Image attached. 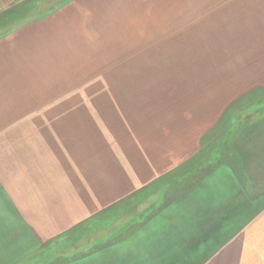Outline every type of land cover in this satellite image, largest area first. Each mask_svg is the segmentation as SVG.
I'll use <instances>...</instances> for the list:
<instances>
[{"label":"crops","instance_id":"1","mask_svg":"<svg viewBox=\"0 0 264 264\" xmlns=\"http://www.w3.org/2000/svg\"><path fill=\"white\" fill-rule=\"evenodd\" d=\"M25 6L0 33V264H264V0H0V15ZM132 195L139 215L111 230ZM78 226L96 234L84 253L36 259Z\"/></svg>","mask_w":264,"mask_h":264},{"label":"rangeland","instance_id":"2","mask_svg":"<svg viewBox=\"0 0 264 264\" xmlns=\"http://www.w3.org/2000/svg\"><path fill=\"white\" fill-rule=\"evenodd\" d=\"M34 12L37 13L39 11L35 10ZM1 17H3V19L0 20V23L5 22V21L9 22V21L15 20V19L19 18L20 16L16 14V11L11 10V11H7V12L3 13L2 15H0V18ZM10 17H12V18H10ZM19 24H17L16 26H18ZM16 26L13 27V30L15 29ZM3 27H0V30ZM10 27H11V24H9V26L6 30H8ZM1 32L2 31H0V33ZM132 62H136V58L125 59L123 64H124L126 70L129 67V64ZM128 69H130V68H128ZM133 76L134 75L129 74V73L120 74L117 76L118 77L117 79H118V82L120 83V85L125 84L124 95H126L125 97L127 99L128 98L132 99V97L129 94L130 92H132V88H130L129 85H131L130 83L133 82V78H132ZM115 78H116V76L113 77V80ZM134 80H136V75H135ZM83 85L79 84V86H83ZM83 87H85V85ZM98 90H99V94L100 93L104 94L105 92H107L106 90H104L103 88H100V87ZM122 90L123 89H121V91ZM108 92L109 93H107V95L109 96V98H114V96H112V94H110V91H108ZM122 109L124 110L123 105H121V106L120 105L119 106L114 105V106H109L107 112L115 114L116 112L122 111ZM111 119H113V118H110V120ZM112 124H116V122L110 121V125H112ZM218 133H219V131H216L215 134L212 133L209 141H207L205 143V147H206L205 149L206 150H208L211 146H213L212 142H213L214 138H211V137L216 136V134H218ZM229 142H228V145L230 144ZM220 143L216 142L215 145H219ZM224 148H225V146L223 147V149ZM206 150H205V153H206ZM201 156L212 160V161H210V163L212 165L214 164V161L212 159L214 156L211 158L212 154H201ZM226 156H227L226 153L220 152V154L217 158V160H219V161H217V163L220 161L227 162ZM199 160H200V162L204 161L203 159H199ZM212 165H210V166H212ZM185 172H187V171H183L182 169L178 170L175 173H173L171 176H169L168 179H166V181L169 183L172 180H175L177 178L176 177L177 175H179V177H181L182 175H184ZM135 194H134V196H135ZM139 203H145L147 206L146 208H148L150 206V198H144V199L142 198L141 200H139ZM109 209L110 210L106 213L104 219L109 221L107 226H110V228H113V229H111L113 231H121V232L127 231L128 227L130 226V228H131V226L133 225L132 222L136 220V216L139 215V211H138L139 207L136 208V197L133 199V195H132V197L122 199L118 203L113 204L112 206H110ZM141 212H143V211H141ZM93 234H92V231H87V229L83 228V226L82 227L78 226V228L72 230V232H69L68 234L63 235L58 240L56 239L54 242L46 245V247L41 252H39L38 255H36V259H38V261L40 260V261H45V262H48V261L57 262V261L67 260V259L72 258V257H76V256L84 253L86 251V249L91 247L90 241L93 239L92 236L96 235V234L95 235H93ZM99 236L101 238H105V237L109 236V233H107V232L104 233V231H103V232H101V234Z\"/></svg>","mask_w":264,"mask_h":264},{"label":"trees","instance_id":"3","mask_svg":"<svg viewBox=\"0 0 264 264\" xmlns=\"http://www.w3.org/2000/svg\"><path fill=\"white\" fill-rule=\"evenodd\" d=\"M30 9H31V7H30ZM30 9H28L25 6V7L21 8V9L16 10V14L19 15L20 17L17 18V19H15V20L9 21V22H6V21L5 22H1L0 23V27H3L4 26L1 29V31L2 30H6L8 28V26H9V24H11V27L9 29H12L15 25H17L18 22H20L21 20H23V19H25L27 17V12H31ZM10 18H12V17H10Z\"/></svg>","mask_w":264,"mask_h":264}]
</instances>
